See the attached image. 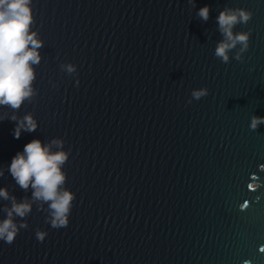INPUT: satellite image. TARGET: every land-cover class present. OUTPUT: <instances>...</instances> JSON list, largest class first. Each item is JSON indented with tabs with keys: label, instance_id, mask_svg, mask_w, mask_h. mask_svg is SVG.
<instances>
[{
	"label": "water",
	"instance_id": "95a60500",
	"mask_svg": "<svg viewBox=\"0 0 264 264\" xmlns=\"http://www.w3.org/2000/svg\"><path fill=\"white\" fill-rule=\"evenodd\" d=\"M226 7L252 12L233 29L250 31L249 48L238 61L237 45L227 64L214 55ZM32 9L43 41L37 95L16 112L0 107V188L32 211L12 244L0 240V264H264V124L250 128L264 117V0H32ZM201 88L208 95L194 99ZM28 113L37 129L14 138L12 115ZM33 139H60L69 152L66 228L46 222L47 204L8 171ZM6 205L0 198V219Z\"/></svg>",
	"mask_w": 264,
	"mask_h": 264
},
{
	"label": "clouds",
	"instance_id": "9594fccd",
	"mask_svg": "<svg viewBox=\"0 0 264 264\" xmlns=\"http://www.w3.org/2000/svg\"><path fill=\"white\" fill-rule=\"evenodd\" d=\"M192 2V0H190ZM210 7L205 5L198 11V16L204 21L209 19ZM252 12L243 8L226 7L216 17L219 31L224 39L220 41L214 55L227 64L229 52L240 45V51L234 58L242 61L241 53L249 48L250 31L237 32L233 29L238 24H247ZM32 0H0V107L18 111L25 101H31L37 95L33 88L36 80V69L41 61L39 49L43 41L37 32L32 30L34 23ZM67 72L75 71L73 65H62ZM192 97L196 100L208 95L207 88L193 90ZM190 103V101H189ZM11 119L16 121L14 138L19 139L21 131L33 132L38 124L31 113L18 118L15 114ZM264 124V117L253 116L250 128L256 130ZM63 141L53 139L44 144L40 139L28 142L22 152H17L12 158L8 171L15 183L24 191L32 189V201H41V208L47 204L48 219L53 228H66L75 200V193L66 188V173L63 166L69 159V152L63 150ZM59 150L53 151V146ZM4 175L0 169V177ZM254 187V186H252ZM0 198L11 201V206H4L5 218L0 219V240L12 244L20 231L28 227L24 220L31 211L32 203L27 197L19 202L15 196H10L7 188H0ZM21 218L18 223L16 218ZM37 240L43 242L47 232L37 230Z\"/></svg>",
	"mask_w": 264,
	"mask_h": 264
},
{
	"label": "snow or ice",
	"instance_id": "6c2138e0",
	"mask_svg": "<svg viewBox=\"0 0 264 264\" xmlns=\"http://www.w3.org/2000/svg\"><path fill=\"white\" fill-rule=\"evenodd\" d=\"M262 250H264V249H262Z\"/></svg>",
	"mask_w": 264,
	"mask_h": 264
}]
</instances>
